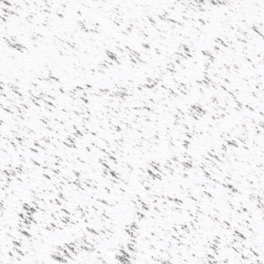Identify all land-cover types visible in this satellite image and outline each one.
I'll return each mask as SVG.
<instances>
[{
	"label": "snow or ice",
	"instance_id": "snow-or-ice-1",
	"mask_svg": "<svg viewBox=\"0 0 264 264\" xmlns=\"http://www.w3.org/2000/svg\"><path fill=\"white\" fill-rule=\"evenodd\" d=\"M0 264H264V0H0Z\"/></svg>",
	"mask_w": 264,
	"mask_h": 264
}]
</instances>
